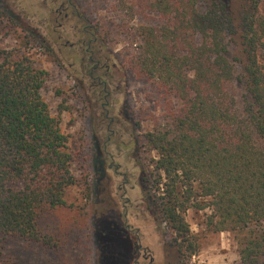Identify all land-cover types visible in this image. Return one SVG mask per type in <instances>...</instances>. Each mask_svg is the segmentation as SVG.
Here are the masks:
<instances>
[{
    "label": "trees",
    "instance_id": "16d2710c",
    "mask_svg": "<svg viewBox=\"0 0 264 264\" xmlns=\"http://www.w3.org/2000/svg\"><path fill=\"white\" fill-rule=\"evenodd\" d=\"M61 3L73 7L70 0ZM105 3L121 19L140 22L131 32L138 49L128 61L161 108L142 143L157 154L149 160L155 176L144 195L163 240L170 235L171 247L188 264L198 245L184 213L208 208V229L234 233L238 264H264L263 0H246L239 15L226 0ZM0 19L10 31L22 24L1 0ZM20 29L26 31L21 45L2 50L0 60V264L14 262L9 238L57 245L42 229L41 212L63 205L69 186L85 185L94 195L106 187L98 151L83 176L71 171L68 136L41 94L48 72L26 50L34 28L25 23ZM67 108L60 104L58 111ZM93 225L97 263L119 264L116 236L102 218Z\"/></svg>",
    "mask_w": 264,
    "mask_h": 264
},
{
    "label": "rangeland",
    "instance_id": "374dc122",
    "mask_svg": "<svg viewBox=\"0 0 264 264\" xmlns=\"http://www.w3.org/2000/svg\"><path fill=\"white\" fill-rule=\"evenodd\" d=\"M1 1L22 24L18 22L10 31L0 22V60L2 50L21 45L26 31L20 26L26 23L34 28L36 38L29 41L26 50L48 72L41 94L68 136L67 145L74 155L71 171L83 176L90 157L98 151L104 170L101 182L106 185L99 195L88 192L85 185L69 186L63 205L41 212L42 229L54 235L57 245H25L22 239L9 238L13 264H98L93 230V221L98 218L118 240L115 253L119 264H182L171 247L170 235L166 233L163 240L144 195V187L155 176L149 160L157 154L145 148L143 135L153 128L161 108L148 81L137 78L129 65L139 45L131 34L139 27V20L114 15L105 0H70L73 7L62 5L63 0ZM226 1L238 15L243 12L246 0ZM98 22L97 39L90 41V48L102 67L90 76L92 62L80 42L87 38L83 26L89 23L87 30L94 32ZM104 65H108L107 75ZM97 77L105 81V90ZM234 93L240 106L238 87ZM60 104L68 108L59 112ZM89 171L91 182L95 169L93 172L90 167ZM210 212L208 208L189 207L184 213L198 245L187 263L238 264L234 233L208 229ZM135 241L140 248L134 247Z\"/></svg>",
    "mask_w": 264,
    "mask_h": 264
},
{
    "label": "flooded vegetation",
    "instance_id": "af4514ba",
    "mask_svg": "<svg viewBox=\"0 0 264 264\" xmlns=\"http://www.w3.org/2000/svg\"><path fill=\"white\" fill-rule=\"evenodd\" d=\"M67 15L68 14H65L66 17H67ZM83 30L87 34V38H83L81 40V42H80V45H81V49H83V51L88 54L89 62L90 63L92 62V67H91V71H90V76H92L93 72L99 70V68L102 67V65L100 64L101 63L100 59H95L94 60V58L92 57L93 51L90 48V43L93 41L91 39V34L92 33L89 30H87V29H83ZM104 66H105L104 68L106 70V72L104 74L107 75V73H108V65H104ZM97 80H98V84L102 83L104 85V90H105V88H106L105 81H102L100 79V77H97ZM107 94H108V92H107Z\"/></svg>",
    "mask_w": 264,
    "mask_h": 264
}]
</instances>
